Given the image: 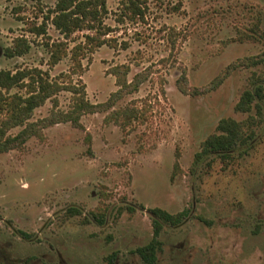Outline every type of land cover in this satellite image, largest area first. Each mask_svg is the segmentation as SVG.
Returning <instances> with one entry per match:
<instances>
[{
    "label": "rangeland",
    "instance_id": "374dc122",
    "mask_svg": "<svg viewBox=\"0 0 264 264\" xmlns=\"http://www.w3.org/2000/svg\"><path fill=\"white\" fill-rule=\"evenodd\" d=\"M56 1L0 0V70L82 80L93 103L118 89L115 65L129 64L130 79L141 71L149 78L114 107L84 114L82 127L56 123L0 153V264H145L135 250L153 238L156 207L188 215L164 223L155 264H264V118L253 124L247 154L195 166L222 118L257 113L236 105L264 72V62L242 61L264 53V0H142L144 17L135 19L122 14V0H107L112 31L101 46L86 41L90 30L67 39L50 20L47 34H37ZM18 38L30 49L9 56ZM62 40L67 54L51 65L52 44ZM183 72L188 94L177 84ZM71 97L59 92L58 108L69 109ZM132 103L145 108L143 118L122 127L109 117ZM52 110L48 99L31 120Z\"/></svg>",
    "mask_w": 264,
    "mask_h": 264
},
{
    "label": "trees",
    "instance_id": "16d2710c",
    "mask_svg": "<svg viewBox=\"0 0 264 264\" xmlns=\"http://www.w3.org/2000/svg\"><path fill=\"white\" fill-rule=\"evenodd\" d=\"M124 6L122 14L130 19L144 17L142 0H122ZM109 12L107 0H57L51 8L46 20L41 25L34 27L39 35L47 34V21L50 20L65 38L71 37L76 31L90 30L87 33V42H96L101 46L107 43L104 37L111 27L104 24V17ZM104 37V38H103ZM16 45L7 49L9 56L23 55L30 49V43L26 38H18ZM51 65L57 64L67 54L66 41H58L52 44ZM83 48L78 44L73 49L74 59L81 66L78 52ZM247 64H259L264 62V53L260 57L243 59ZM249 61V62H248ZM236 64L229 65L228 68ZM131 67L129 64H118L109 69L116 76L118 89L111 93L110 97L100 103L89 100L85 83H67L59 80H51L48 72L40 68L19 69L16 72L9 69L0 70V153L14 148H22L33 136H42L45 128L60 122H72L75 126L82 127L81 118L86 113H94L108 110L128 94L138 91L141 85L149 78L147 71H141L129 78ZM221 79L216 78L213 86L219 84ZM179 89L183 93H190V85L187 74L183 72L177 80ZM19 87L26 90L13 92ZM62 90L72 93L69 109L58 108L57 94ZM48 99L53 101L52 112L43 118L31 120L37 107L43 105ZM256 107V115L249 116L247 120H238L232 117L222 118L217 131L210 134L202 143L201 150L196 154L195 166L206 159L211 165L216 158L224 165H229L239 156L247 154L255 146L257 133L253 124L264 118V72L255 73L251 79V86L245 90L236 105V109L242 112H250ZM138 104H129L125 107L114 109L110 116L122 127L131 124L145 116V108ZM21 127L17 133L11 130ZM153 238L145 245L139 246L135 251L145 264H155L158 251L162 247L160 234L164 223L177 225L188 215V210L172 214L165 209L156 207L153 209ZM96 215L99 221L103 217Z\"/></svg>",
    "mask_w": 264,
    "mask_h": 264
}]
</instances>
